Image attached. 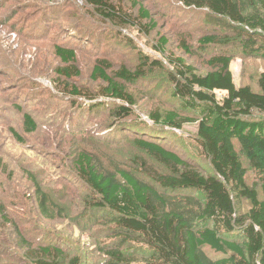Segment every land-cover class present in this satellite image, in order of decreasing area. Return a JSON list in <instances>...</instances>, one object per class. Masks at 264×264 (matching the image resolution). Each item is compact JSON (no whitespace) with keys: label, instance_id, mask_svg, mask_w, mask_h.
<instances>
[{"label":"trees","instance_id":"1","mask_svg":"<svg viewBox=\"0 0 264 264\" xmlns=\"http://www.w3.org/2000/svg\"><path fill=\"white\" fill-rule=\"evenodd\" d=\"M88 1L98 17L120 28L141 29L144 21H150L144 27L146 32L156 27L150 12L134 0L131 9L111 0ZM181 1L186 9L205 12L215 29L198 40L205 53L216 49L206 61L208 72H198L181 57L167 58L172 67L167 72L172 98L200 119L166 110L151 113L150 120L155 128L176 131L197 122L196 146L209 160L212 173H202L162 144L160 133L149 134L146 129L134 140L140 155L130 162L120 164L94 152H78L74 169L89 196L80 220L72 225L77 231L84 229L82 222L88 226L84 231L97 226L94 238H102L93 243L92 257L99 258L97 264H264V199L248 185L235 145L239 144L241 154L259 176L264 194V74L258 80L259 92H255L250 86L237 87L231 70L237 54L264 57V0ZM167 44L161 38L164 54ZM182 45L192 56L187 41ZM55 54L65 65L76 61L75 51L62 46L55 47ZM158 65L143 59L135 70H114L107 59L99 60L91 77L102 83L100 96L110 102H96L98 97L83 95L77 87H70V93L92 102L88 105L91 110L107 109L122 124L134 115L137 105L127 85L145 79ZM72 69L61 68L59 77L71 79ZM37 128L32 116L25 114V132L32 134ZM13 136L23 142L14 130ZM33 183L34 202L42 217L65 218V207L54 202L40 183ZM243 201L249 204L245 212ZM4 206L0 204V236L9 237L12 246L23 251V264H85L80 248L70 241L35 245L26 234L27 223L8 214ZM206 249L222 258L209 256Z\"/></svg>","mask_w":264,"mask_h":264},{"label":"rangeland","instance_id":"2","mask_svg":"<svg viewBox=\"0 0 264 264\" xmlns=\"http://www.w3.org/2000/svg\"><path fill=\"white\" fill-rule=\"evenodd\" d=\"M111 1L134 8L131 0ZM134 1L150 12L155 29H144L150 21H144L141 29L110 24L98 17L88 0H0V204L5 205L8 214L27 223L26 234L35 245L70 241L80 248L85 264H97L99 258L92 257L93 243L102 238H94L97 226L84 231L88 228L85 222L80 223L84 229H73L72 224L80 220L89 196L74 169L78 152H94L120 164L130 162L140 155L134 140L141 136L139 131L146 129L144 132L149 134L160 133L162 144L185 157L199 171L212 173L209 160L196 146L197 122L187 124L182 131L155 128L150 114L176 110L184 117L200 119L199 114L183 110L172 98L167 74L172 67L167 58L181 57L198 72H208L206 61L216 49L205 53L198 40L215 29L205 12L184 8L181 0ZM161 38L168 40L165 54L160 51ZM183 40L193 50L192 56L184 52ZM58 45L75 51L73 64L65 65L56 56ZM103 59L114 70H135L143 59L149 65L159 64L148 71L145 79L127 85L137 105L134 115L122 124L107 109L91 110L88 105L92 102L70 93L72 87H77L83 95L98 97L96 102H110L100 96L102 83L91 77L96 63ZM66 66L74 67L71 79L59 77L58 70ZM231 70L237 87L250 86L259 92L264 57L237 54ZM25 114L36 121L35 133L25 132ZM135 127L136 132L132 129ZM13 130L23 142L15 140ZM235 145L248 185L264 199L259 176L241 154L239 144ZM34 181L49 192L54 202L65 207V218L42 217L34 202ZM241 207L242 212L247 211L248 202L243 201ZM10 243L9 237L0 236V264H23V251ZM206 252L215 259L222 258L209 249Z\"/></svg>","mask_w":264,"mask_h":264}]
</instances>
